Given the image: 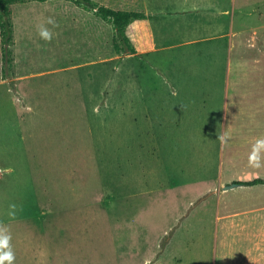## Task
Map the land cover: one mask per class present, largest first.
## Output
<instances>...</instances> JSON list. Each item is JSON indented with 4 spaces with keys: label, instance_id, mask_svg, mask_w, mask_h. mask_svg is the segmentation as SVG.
<instances>
[{
    "label": "rangeland",
    "instance_id": "1",
    "mask_svg": "<svg viewBox=\"0 0 264 264\" xmlns=\"http://www.w3.org/2000/svg\"><path fill=\"white\" fill-rule=\"evenodd\" d=\"M142 5L127 30L148 25L151 47L112 58L51 4L11 7L0 231L13 264H264V184L223 189L264 178V148L250 159L264 0Z\"/></svg>",
    "mask_w": 264,
    "mask_h": 264
},
{
    "label": "trees",
    "instance_id": "2",
    "mask_svg": "<svg viewBox=\"0 0 264 264\" xmlns=\"http://www.w3.org/2000/svg\"><path fill=\"white\" fill-rule=\"evenodd\" d=\"M24 0H0V81L5 78L7 45L11 40L12 24L8 19L11 7ZM38 4H51L64 17L81 21L103 40V50L108 58L122 53H135L151 47L149 26L143 25L139 39L131 37L127 27L132 22L144 23L142 0H35ZM111 25L112 31H108ZM246 186L264 184V178L256 176L239 181Z\"/></svg>",
    "mask_w": 264,
    "mask_h": 264
},
{
    "label": "clouds",
    "instance_id": "3",
    "mask_svg": "<svg viewBox=\"0 0 264 264\" xmlns=\"http://www.w3.org/2000/svg\"><path fill=\"white\" fill-rule=\"evenodd\" d=\"M48 23L52 24L54 22L51 18H49ZM39 35L45 40L51 39L50 31L44 26L39 28ZM261 148H264V138L256 139L255 143L252 145V154L250 159L256 158ZM9 240L10 235L0 231V249H3V251H0V264H5V262H7V264H13V260L15 259L14 254L9 247Z\"/></svg>",
    "mask_w": 264,
    "mask_h": 264
},
{
    "label": "crops",
    "instance_id": "4",
    "mask_svg": "<svg viewBox=\"0 0 264 264\" xmlns=\"http://www.w3.org/2000/svg\"><path fill=\"white\" fill-rule=\"evenodd\" d=\"M209 0H153V3H157V5L159 6H173L174 4H183V5H194L197 3H201L204 2L205 4L208 2ZM158 7V6H157Z\"/></svg>",
    "mask_w": 264,
    "mask_h": 264
},
{
    "label": "water",
    "instance_id": "5",
    "mask_svg": "<svg viewBox=\"0 0 264 264\" xmlns=\"http://www.w3.org/2000/svg\"><path fill=\"white\" fill-rule=\"evenodd\" d=\"M240 185H242V184H240V183H238V182H232V183H230V184L225 185V186L223 187V189H231V188H234V187H236V186H240Z\"/></svg>",
    "mask_w": 264,
    "mask_h": 264
}]
</instances>
